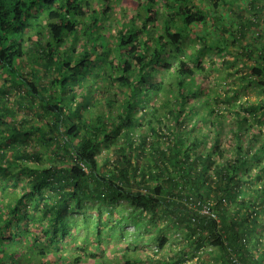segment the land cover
Returning <instances> with one entry per match:
<instances>
[{
    "label": "trees",
    "instance_id": "1",
    "mask_svg": "<svg viewBox=\"0 0 264 264\" xmlns=\"http://www.w3.org/2000/svg\"><path fill=\"white\" fill-rule=\"evenodd\" d=\"M132 1L0 0V264H264V0Z\"/></svg>",
    "mask_w": 264,
    "mask_h": 264
},
{
    "label": "rangeland",
    "instance_id": "2",
    "mask_svg": "<svg viewBox=\"0 0 264 264\" xmlns=\"http://www.w3.org/2000/svg\"><path fill=\"white\" fill-rule=\"evenodd\" d=\"M135 4V3H134ZM133 3L131 4V6L132 5H134ZM136 5V4H135ZM129 6V5H128ZM134 12L135 11H132L131 9L129 10V9H127L126 7H124V6H122V5H118V3H117V1H115V4L112 6V9L109 11V13H108V16H109V18H107V19H105L104 21H103V23L104 24H108V25H110L111 26V28H109L108 27V30L107 31H109L110 33H112V32H114V27L117 25V22H120V21H122V20H124V19H126V17H127V15L130 13V14H134ZM118 26V25H117ZM116 26V27H117ZM207 56H213L215 59H216V61H218V59L216 58V55L214 54V53H210V54H208V55H206L205 56V58L207 57ZM39 64H38V62H37V66H38ZM222 74V73H221ZM221 74H219V73H216V74H214V72L212 71V73H210V76H209V78H210V85L212 86V87H214L215 86V80H220V76H221ZM223 75V74H222ZM239 94L242 96V98H244V97H249V98H251V99H255L258 95H261L262 96V93L261 92H259V90L256 88V87H254V88H245V90H241L240 92H239ZM12 99L13 100H15V101H17L18 99H19V97H18V95L17 94H13L12 95ZM15 116V115H14ZM225 119L226 118H224V121H225ZM224 121H222L221 123H220V125L221 126H224V132H221V135H220V141L222 142V144L224 143V140H225V138L232 132V130H231V128H229V125H227V124H223L224 123ZM206 122L208 123L209 122V120H206ZM207 125V124H206ZM260 128H262V130H263V132H264V127H261L260 126ZM196 131H200L199 129H196ZM202 134L203 135H205L206 137H205V144H204V147L203 148H208V145H209V143H210V141H211V139L209 140V138H211V136H212V134L211 133H208L207 132V130L205 131V130H203V132H202ZM262 137L263 136H261L260 138H261V140H262ZM244 144V143H243ZM252 150V149H251ZM229 152H231L230 150H229ZM250 172H251V174H253V176L255 175V173H257V169L256 168H251V170H250ZM264 175V174H263ZM264 181V176H262L261 177V179L260 180H257V183L258 184H261L262 182ZM131 232L133 231V229L131 228V229H129ZM259 234H261V235H264V230L263 229H261V230H258L257 231ZM261 242H262V245L261 246H259V248H263L264 247V236L262 237V240H261ZM177 247V246H176ZM176 247H172V246H170L169 248L167 247V248H165V250H163V252H171L173 249H176ZM149 248V252H151L152 251V249H153V247H148ZM151 250V251H150ZM158 254V253H157ZM159 255H160V253H159ZM209 256V255H208ZM119 257H120V255H118V254H115V256L113 255V258H112V262H111V264H121V263H117V261H118V259H119ZM194 259V258H193ZM193 261V260H192ZM191 261H188L187 263H190Z\"/></svg>",
    "mask_w": 264,
    "mask_h": 264
},
{
    "label": "clouds",
    "instance_id": "3",
    "mask_svg": "<svg viewBox=\"0 0 264 264\" xmlns=\"http://www.w3.org/2000/svg\"><path fill=\"white\" fill-rule=\"evenodd\" d=\"M84 1H86V0H83V2ZM115 1H117L118 5H122V6L126 7L129 10L130 9L132 11L140 10V16H138V17L133 19L132 17L134 16V14H130L129 13L127 15L126 19L120 21L118 23V25L122 26V24H127L129 27H133V24H134L136 26H141V21H142L143 17L145 16V11L143 9L144 3L137 5L136 2H135V4H136L135 5L132 0H111L110 2H107L105 0H91V3H93L94 6H102V4L104 2H106V5H110L112 7L115 4ZM160 1H162V0H158L157 3L152 5V7L158 13L157 14V20L154 22L153 27H158L161 30L163 28L164 24H165V21H163V18L167 17L166 15L169 14V13H165V11L163 9L162 2H160ZM132 3L134 5L131 6ZM127 27H124V28H127ZM131 228L132 227H128V229H131Z\"/></svg>",
    "mask_w": 264,
    "mask_h": 264
}]
</instances>
